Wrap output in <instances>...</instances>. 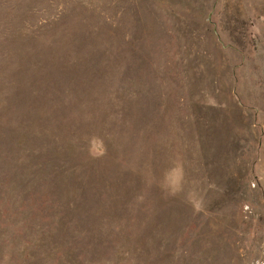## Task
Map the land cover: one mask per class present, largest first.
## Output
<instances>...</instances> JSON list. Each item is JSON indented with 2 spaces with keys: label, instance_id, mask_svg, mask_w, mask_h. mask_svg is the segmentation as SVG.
<instances>
[{
  "label": "rangeland",
  "instance_id": "obj_1",
  "mask_svg": "<svg viewBox=\"0 0 264 264\" xmlns=\"http://www.w3.org/2000/svg\"><path fill=\"white\" fill-rule=\"evenodd\" d=\"M0 264H264V0H0Z\"/></svg>",
  "mask_w": 264,
  "mask_h": 264
},
{
  "label": "clouds",
  "instance_id": "obj_2",
  "mask_svg": "<svg viewBox=\"0 0 264 264\" xmlns=\"http://www.w3.org/2000/svg\"><path fill=\"white\" fill-rule=\"evenodd\" d=\"M178 169L173 168L165 173L164 181L161 184V187L169 191L170 194H175L179 191V182L182 177L176 176Z\"/></svg>",
  "mask_w": 264,
  "mask_h": 264
},
{
  "label": "trees",
  "instance_id": "obj_3",
  "mask_svg": "<svg viewBox=\"0 0 264 264\" xmlns=\"http://www.w3.org/2000/svg\"><path fill=\"white\" fill-rule=\"evenodd\" d=\"M78 243H80V242H78Z\"/></svg>",
  "mask_w": 264,
  "mask_h": 264
}]
</instances>
